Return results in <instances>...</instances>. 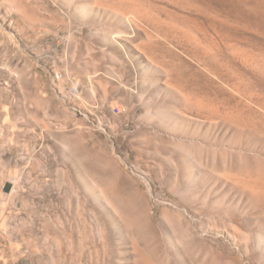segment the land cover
<instances>
[{"label":"rangeland","instance_id":"obj_1","mask_svg":"<svg viewBox=\"0 0 264 264\" xmlns=\"http://www.w3.org/2000/svg\"><path fill=\"white\" fill-rule=\"evenodd\" d=\"M0 264H264V0H0Z\"/></svg>","mask_w":264,"mask_h":264},{"label":"built area","instance_id":"obj_2","mask_svg":"<svg viewBox=\"0 0 264 264\" xmlns=\"http://www.w3.org/2000/svg\"><path fill=\"white\" fill-rule=\"evenodd\" d=\"M56 76L59 78L61 76V74L58 73ZM113 110L115 111L116 114L121 113V109L118 106H115Z\"/></svg>","mask_w":264,"mask_h":264}]
</instances>
